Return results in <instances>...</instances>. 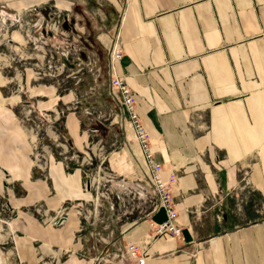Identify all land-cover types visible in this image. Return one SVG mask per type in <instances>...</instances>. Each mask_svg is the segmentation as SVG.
I'll return each mask as SVG.
<instances>
[{
    "label": "crops",
    "instance_id": "obj_1",
    "mask_svg": "<svg viewBox=\"0 0 264 264\" xmlns=\"http://www.w3.org/2000/svg\"><path fill=\"white\" fill-rule=\"evenodd\" d=\"M112 9L104 46L118 33L116 71L134 93L162 178L176 175L169 191L181 231L156 234L166 218L159 207L105 252L133 241L147 264H264V0H119ZM27 74L17 94L0 76V188L9 204L49 213L39 221L19 211L21 234L67 251L62 264H88L75 254L79 211L71 209L64 226L50 222L62 221L64 205L92 197L90 134L72 110L73 94H59L52 82L31 84ZM112 134L109 127L106 139Z\"/></svg>",
    "mask_w": 264,
    "mask_h": 264
},
{
    "label": "rangeland",
    "instance_id": "obj_2",
    "mask_svg": "<svg viewBox=\"0 0 264 264\" xmlns=\"http://www.w3.org/2000/svg\"><path fill=\"white\" fill-rule=\"evenodd\" d=\"M21 1L27 5L32 2ZM19 2L0 0V76L5 91L21 93L24 79L29 78L27 73L35 78L31 84L54 83L59 94H73L72 110L78 111L81 120L86 119L82 125L90 134L85 181L90 184L92 197L82 205H64L57 215L63 220L54 218L50 223L64 226L70 210H78L81 222L76 239L82 247L75 254L88 264H130L122 255L123 246L105 252L103 245H110L120 231L153 210L158 197L131 129L128 123L120 124L108 95L104 43L113 27L104 23L106 17H114L112 7L119 0H39L26 7H18ZM108 126L113 134L106 139ZM35 144L38 150L41 145ZM119 150L126 152L122 158L108 162L105 156ZM44 210L39 204H9L7 190L0 188V264L63 263L67 251L43 249L39 239L20 233L15 219L24 211L41 221L49 214ZM84 244L92 245L89 249ZM112 254L117 256L112 258Z\"/></svg>",
    "mask_w": 264,
    "mask_h": 264
},
{
    "label": "built area",
    "instance_id": "obj_3",
    "mask_svg": "<svg viewBox=\"0 0 264 264\" xmlns=\"http://www.w3.org/2000/svg\"><path fill=\"white\" fill-rule=\"evenodd\" d=\"M106 52V72L109 78L108 95L116 106L120 124L128 123L132 136L138 144L146 167V175L158 197L154 209L161 207L165 212L166 218L162 223L157 224L155 232L157 235L167 233L173 237H177L180 235L181 227L176 220L177 211L169 191V185L176 180V175L170 173L168 179L162 178L161 172L163 168L154 159L149 133L144 128L141 117L137 114L134 93L127 85L124 77L116 71V63L123 55L118 33L110 36ZM123 249L124 254L122 255L128 258L130 264H147L145 249L135 242H126ZM111 256L114 258L117 255L112 254Z\"/></svg>",
    "mask_w": 264,
    "mask_h": 264
},
{
    "label": "trees",
    "instance_id": "obj_4",
    "mask_svg": "<svg viewBox=\"0 0 264 264\" xmlns=\"http://www.w3.org/2000/svg\"><path fill=\"white\" fill-rule=\"evenodd\" d=\"M105 65H106V63H105ZM104 67H105V70H106V66H104ZM82 122H83V124H85L86 119H82Z\"/></svg>",
    "mask_w": 264,
    "mask_h": 264
}]
</instances>
